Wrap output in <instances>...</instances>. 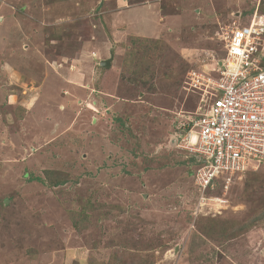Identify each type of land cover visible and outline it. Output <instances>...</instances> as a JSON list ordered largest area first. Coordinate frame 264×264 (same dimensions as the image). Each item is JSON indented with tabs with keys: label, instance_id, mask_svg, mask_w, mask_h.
Returning a JSON list of instances; mask_svg holds the SVG:
<instances>
[{
	"label": "rangeland",
	"instance_id": "1",
	"mask_svg": "<svg viewBox=\"0 0 264 264\" xmlns=\"http://www.w3.org/2000/svg\"><path fill=\"white\" fill-rule=\"evenodd\" d=\"M261 2L0 0V264H264V166L173 143Z\"/></svg>",
	"mask_w": 264,
	"mask_h": 264
},
{
	"label": "built area",
	"instance_id": "2",
	"mask_svg": "<svg viewBox=\"0 0 264 264\" xmlns=\"http://www.w3.org/2000/svg\"><path fill=\"white\" fill-rule=\"evenodd\" d=\"M263 38L264 13L257 9L248 25L229 29L214 77L200 83L201 112L181 144L173 140L196 159L193 181L199 205L223 203L206 197L208 190L220 183L227 187L232 178L264 166Z\"/></svg>",
	"mask_w": 264,
	"mask_h": 264
},
{
	"label": "water",
	"instance_id": "3",
	"mask_svg": "<svg viewBox=\"0 0 264 264\" xmlns=\"http://www.w3.org/2000/svg\"><path fill=\"white\" fill-rule=\"evenodd\" d=\"M100 66H102V67H109L110 66V60H106V61L100 62Z\"/></svg>",
	"mask_w": 264,
	"mask_h": 264
},
{
	"label": "trees",
	"instance_id": "4",
	"mask_svg": "<svg viewBox=\"0 0 264 264\" xmlns=\"http://www.w3.org/2000/svg\"><path fill=\"white\" fill-rule=\"evenodd\" d=\"M264 1V0H263ZM262 3V2H261ZM263 4V6H262V12L261 13H264V2L262 3ZM258 9V8H257ZM40 180V179H39ZM59 184H61V182H56V183H54V185H59Z\"/></svg>",
	"mask_w": 264,
	"mask_h": 264
}]
</instances>
